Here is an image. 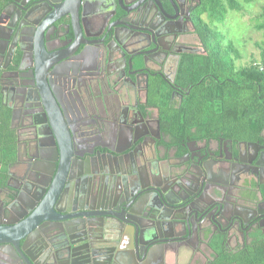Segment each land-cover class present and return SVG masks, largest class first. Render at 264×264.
<instances>
[{
  "label": "flooded vegetation",
  "instance_id": "obj_1",
  "mask_svg": "<svg viewBox=\"0 0 264 264\" xmlns=\"http://www.w3.org/2000/svg\"><path fill=\"white\" fill-rule=\"evenodd\" d=\"M212 1L0 0V209L59 199L0 264H264V131L178 117L225 75Z\"/></svg>",
  "mask_w": 264,
  "mask_h": 264
},
{
  "label": "trees",
  "instance_id": "obj_2",
  "mask_svg": "<svg viewBox=\"0 0 264 264\" xmlns=\"http://www.w3.org/2000/svg\"><path fill=\"white\" fill-rule=\"evenodd\" d=\"M255 0H213L209 7L210 17L215 22L225 20L229 12H241L242 4H251ZM256 29L264 32V8L255 19ZM209 41L221 44L224 38L215 29L207 28ZM217 41V42H215ZM214 55L210 69L203 67L201 81L205 74L225 69V75H217L218 81L208 78L202 80L200 91L192 93L199 105L192 109L189 103L184 104L181 126H188L189 119H203L200 131H207L213 136L212 129L227 137H238L241 140L258 138L264 131V51L261 63L237 69L234 60L240 59L239 52L230 44L225 47L216 46L210 52ZM189 101V102H190ZM9 155V154H8ZM14 157V153L11 154ZM10 156H8V161Z\"/></svg>",
  "mask_w": 264,
  "mask_h": 264
},
{
  "label": "water",
  "instance_id": "obj_3",
  "mask_svg": "<svg viewBox=\"0 0 264 264\" xmlns=\"http://www.w3.org/2000/svg\"><path fill=\"white\" fill-rule=\"evenodd\" d=\"M36 73L38 69L36 66ZM51 199L46 197L35 211L27 218H25L21 223H17L16 216L19 212V208H16V202L21 201L20 196L13 191H8L3 200L2 208L0 209V253L2 252L5 256L11 258L12 255L10 250H17L20 248L21 241L26 239V235L33 230L36 224L41 222L56 223L57 218L54 217V214L57 213L55 208L58 202V192L52 193ZM22 197V196H21ZM27 207V204H24ZM140 236V242L137 246H142V234L138 233ZM56 235V234H55ZM54 235V236H55ZM151 254V250H146L144 259H147Z\"/></svg>",
  "mask_w": 264,
  "mask_h": 264
},
{
  "label": "rangeland",
  "instance_id": "obj_4",
  "mask_svg": "<svg viewBox=\"0 0 264 264\" xmlns=\"http://www.w3.org/2000/svg\"><path fill=\"white\" fill-rule=\"evenodd\" d=\"M241 12H229L225 24L220 25L226 46L234 45L240 54L239 66L261 63L264 51V32L256 29L255 20L264 8V0L242 4Z\"/></svg>",
  "mask_w": 264,
  "mask_h": 264
}]
</instances>
